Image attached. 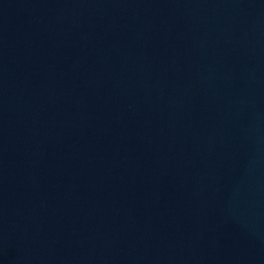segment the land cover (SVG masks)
I'll use <instances>...</instances> for the list:
<instances>
[{
  "label": "water",
  "instance_id": "obj_1",
  "mask_svg": "<svg viewBox=\"0 0 264 264\" xmlns=\"http://www.w3.org/2000/svg\"><path fill=\"white\" fill-rule=\"evenodd\" d=\"M0 264H264V0H0Z\"/></svg>",
  "mask_w": 264,
  "mask_h": 264
}]
</instances>
